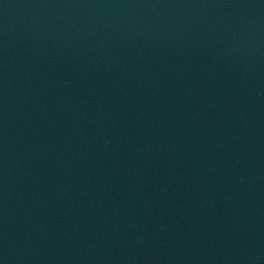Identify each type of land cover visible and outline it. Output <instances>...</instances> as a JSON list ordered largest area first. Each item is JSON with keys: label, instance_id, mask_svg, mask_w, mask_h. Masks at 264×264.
Returning a JSON list of instances; mask_svg holds the SVG:
<instances>
[{"label": "water", "instance_id": "water-1", "mask_svg": "<svg viewBox=\"0 0 264 264\" xmlns=\"http://www.w3.org/2000/svg\"><path fill=\"white\" fill-rule=\"evenodd\" d=\"M264 217V0H0V264H166Z\"/></svg>", "mask_w": 264, "mask_h": 264}]
</instances>
